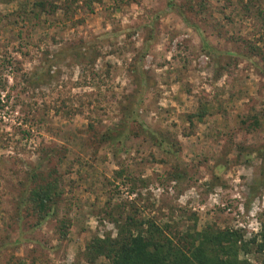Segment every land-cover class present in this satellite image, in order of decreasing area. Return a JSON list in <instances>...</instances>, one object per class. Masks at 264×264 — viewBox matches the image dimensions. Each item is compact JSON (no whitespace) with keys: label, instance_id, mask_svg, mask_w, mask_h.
<instances>
[{"label":"rangeland","instance_id":"rangeland-1","mask_svg":"<svg viewBox=\"0 0 264 264\" xmlns=\"http://www.w3.org/2000/svg\"><path fill=\"white\" fill-rule=\"evenodd\" d=\"M39 1L0 0V264H105L87 257L86 244L115 234L104 210L116 204L160 221L173 216L181 228L258 233L264 20L255 9L211 0L200 15L186 14L197 30L178 14L186 0H41L46 9L33 8ZM127 108L126 137L100 145L94 134L116 127ZM162 137L171 149L158 145ZM50 149L58 153L44 158ZM42 157L64 175L61 208L35 229L18 228L14 200ZM63 218L71 220L65 236Z\"/></svg>","mask_w":264,"mask_h":264},{"label":"trees","instance_id":"trees-1","mask_svg":"<svg viewBox=\"0 0 264 264\" xmlns=\"http://www.w3.org/2000/svg\"><path fill=\"white\" fill-rule=\"evenodd\" d=\"M187 5L177 10L178 14L189 25H198L190 20L186 14L190 11L195 15H200L208 9L211 0H186ZM220 1V0H217ZM230 1V0H223ZM241 7L246 12L255 9L254 14L259 19L264 20V3L261 0H238ZM173 6L174 4L170 2ZM53 6V3H51ZM46 9L43 1L34 2L33 8ZM32 8V9H33ZM252 12V11H251ZM202 37L208 52L212 47L205 38ZM83 49V50H82ZM87 45L77 51L70 53L69 47L65 53L68 55H84L88 51ZM127 116L114 128L107 127L105 130L94 134L97 142L105 145H118L126 137V132L120 129L121 125L131 114L127 108ZM206 113V108L199 109L193 116L201 119ZM131 117V116H130ZM189 118L192 115H188ZM134 121V117L132 116ZM130 120V121H132ZM151 137H156L152 131H147ZM158 145L167 151L173 144L163 137L157 141ZM43 157L56 155L58 150H43ZM43 157L34 164L24 182L20 185L17 198L14 200V220L18 228L25 226L27 229H35L49 218L58 215L64 196V175L59 167L50 166L44 163ZM48 159V158H47ZM62 157H58L60 165ZM118 176H125L126 172L122 168L116 171ZM108 189V184H105ZM132 186V185H131ZM117 191V190H116ZM135 192V186L131 187ZM115 192V191H114ZM110 209V210H108ZM105 208L107 214L115 225V234L106 233L102 238L92 237L86 244V254L88 258L104 257L105 264H264V221L258 233L252 237L244 239L239 230L231 228H215L207 225L201 229L192 227L181 228L169 221H160L151 216H144L130 209L125 210L118 206ZM59 232L65 236L71 223L70 218L61 219ZM255 253L254 260H250L249 254Z\"/></svg>","mask_w":264,"mask_h":264}]
</instances>
